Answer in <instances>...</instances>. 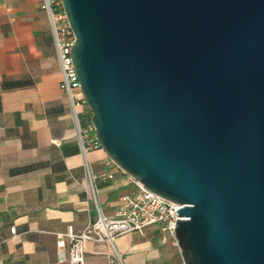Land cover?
<instances>
[{"label": "water", "instance_id": "water-1", "mask_svg": "<svg viewBox=\"0 0 264 264\" xmlns=\"http://www.w3.org/2000/svg\"><path fill=\"white\" fill-rule=\"evenodd\" d=\"M96 136L183 207L185 264H264V0H62Z\"/></svg>", "mask_w": 264, "mask_h": 264}, {"label": "crops", "instance_id": "crops-1", "mask_svg": "<svg viewBox=\"0 0 264 264\" xmlns=\"http://www.w3.org/2000/svg\"><path fill=\"white\" fill-rule=\"evenodd\" d=\"M62 70L42 0H0V264H67L57 256L58 234L95 222L99 208L114 218L136 179L103 148L88 154L85 169ZM93 114L81 108V125ZM16 228L15 235L11 232ZM123 264H175L178 244L159 226L118 236ZM108 242H88L85 264L110 262Z\"/></svg>", "mask_w": 264, "mask_h": 264}, {"label": "built area", "instance_id": "built-area-1", "mask_svg": "<svg viewBox=\"0 0 264 264\" xmlns=\"http://www.w3.org/2000/svg\"><path fill=\"white\" fill-rule=\"evenodd\" d=\"M42 9L49 17L54 44L62 70L61 87L69 101V109L74 119L78 140L85 160V169L94 191V183L113 178L112 174L95 176L90 168L88 154L91 150L101 149L93 123L84 128L81 125V108L88 106L82 86L73 64L72 48L75 35L68 21L62 0H42ZM137 190L123 196L122 203L116 210V216L110 218L99 208L95 222L78 230L70 226L65 233L58 234L57 256L61 263L85 264V253L88 242H108L113 247L110 262L123 264L120 252L115 248L118 236L137 232L143 234L151 226H159L162 233L171 237L176 243L177 220L182 218L177 210L183 206L171 201L136 181ZM11 232L15 235L16 228ZM173 264V263H172ZM175 264H185L182 260Z\"/></svg>", "mask_w": 264, "mask_h": 264}]
</instances>
